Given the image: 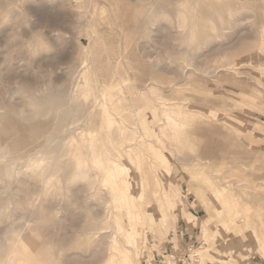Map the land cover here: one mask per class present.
I'll return each mask as SVG.
<instances>
[{
  "label": "rangeland",
  "instance_id": "374dc122",
  "mask_svg": "<svg viewBox=\"0 0 264 264\" xmlns=\"http://www.w3.org/2000/svg\"><path fill=\"white\" fill-rule=\"evenodd\" d=\"M105 1L0 0V148H3L0 154L8 147L5 155L11 163L9 173L5 174L8 160L0 161V244L19 236H25L29 242H45L49 237L57 242L63 238L68 243L73 242L79 237L76 230L81 226L88 227L90 219L100 221V227L104 226L103 223L108 218L111 224L105 226H115L113 223L117 211L107 202L104 195L107 194V189L101 187L98 181L99 188L93 202L91 205L87 202L91 210L96 207L94 211L99 206L103 207L102 216L96 219L87 210L88 207L81 203L88 193H77L79 184L70 177L73 173L71 154L83 148L89 136L94 134V126L100 125V117L97 115L100 106L108 102L110 110L113 109L108 97L103 96L102 90L108 82L119 81L116 83L123 87H120L121 91L115 90V95L117 91L126 95L125 104L128 110L124 112L127 114L122 116L124 112L116 113L113 109L111 113L117 118L116 124L120 126L115 125L110 131L96 133L99 138L97 143L102 147L103 144L114 145V142L120 141V133L125 127L128 131L125 134L129 133L130 138L135 137L125 143V149L129 148L131 142V145L137 147L138 143L147 141L152 150L160 151L165 156L163 164L167 168L162 169L153 157L145 155V165H153L155 170L145 172V168L137 169L135 159L127 157L126 153L122 154L124 159L121 161L128 169V178L133 180V190H137L136 195L143 190L141 180L144 177L146 186L149 185L144 189L145 199L151 198L146 210L149 214L158 215L152 225L144 224L140 242H136L137 247L140 246V252L138 255L133 254V262L165 264L168 257L172 256L171 260L178 264L182 263L183 254L189 252L192 264H252L254 261L264 263V252L260 249L264 244V239L261 238L264 231V3L261 0H228L231 1L232 9L227 7L221 18L211 16L206 0H199L198 4L202 5L200 17L204 12V19H201L210 21V26L208 36L197 39L190 32L189 19L181 12L182 7L178 6L179 2L185 0H160L161 4L159 0H149V3L148 0ZM147 8L150 12L146 11ZM243 15L245 16L242 17ZM58 22L59 25L56 24ZM79 69L81 72L85 70V76ZM178 72L180 75L183 73L184 77ZM129 85L141 88L145 93L143 98L154 100L157 107L162 104L171 107L175 115H178V109L186 108L187 112L182 116L185 115L189 125L184 134H191L174 140L171 137L172 131L166 130L163 141L171 154L164 150V145H158L156 139L150 136L149 121L145 122V115L149 112L143 115L135 110L137 105H142L144 99L139 100L140 104L135 102L133 96L127 92ZM15 87L20 90L19 93ZM88 87L93 89V94L84 93ZM73 91L76 95L74 93L70 96ZM137 94L140 93H135ZM67 100H71L70 103ZM75 100L83 105H78ZM82 100H85V104ZM66 103L69 105L66 106ZM57 104L59 105L56 106ZM71 106L73 110L81 107L80 116L87 119L82 121L84 124L77 122L78 127L72 124ZM83 106H88V109ZM65 115L69 117L66 116L63 121ZM76 128L81 131H76ZM69 141L76 143L71 144ZM30 156L47 161L50 159L48 162L52 160L50 168L42 170V165H30ZM192 158L199 159L192 162L190 160L191 165L184 161ZM54 159L56 160L53 161ZM205 172L210 176L206 177ZM98 175L96 177L100 179L101 176ZM209 177L215 186L221 188L224 185L226 194L221 189L219 192L215 191V187L212 188L206 182ZM247 182L248 184H244ZM44 185L47 186V191L42 192ZM21 196L29 197L26 202L20 203ZM226 198L230 199L228 203L225 202ZM48 203L51 204L50 211L45 209ZM232 204H236L234 209H230L233 208ZM231 212H234L233 220L228 228L230 221L226 218L222 220L221 217H226V213L229 215ZM138 216L141 214L138 213ZM140 221L143 224L145 219L142 217ZM239 225L246 229L241 234H236ZM72 228L75 237L71 233ZM203 228L207 229V234L202 233ZM252 230L261 236L254 235ZM227 241L230 244L226 245ZM96 242L98 240L79 247L75 245L74 251L71 247L65 248L64 252L62 250L57 255L58 259L70 255L77 258L80 254L89 257L97 248ZM109 246L108 242L103 248L106 250ZM195 248H198L199 258L192 255ZM147 253L150 262L147 261ZM175 256L180 258L176 259ZM188 262L191 263L190 260Z\"/></svg>",
  "mask_w": 264,
  "mask_h": 264
},
{
  "label": "bare ground",
  "instance_id": "6f19581e",
  "mask_svg": "<svg viewBox=\"0 0 264 264\" xmlns=\"http://www.w3.org/2000/svg\"><path fill=\"white\" fill-rule=\"evenodd\" d=\"M105 1V0H104ZM120 1V0H119ZM134 1V0H133ZM137 1V0H135ZM141 1V0H140ZM173 1V0H172ZM263 3H264V0H261ZM106 2V1H105ZM157 2V1H156ZM160 2V0L158 1ZM162 2V0H161ZM160 2V4H161ZM206 4L207 6L211 9V16H219L221 18H223L222 16L224 15V12H225V9L228 7V8H231L232 9V6L230 5L231 4V1H228V0H206ZM73 3V2H72ZM133 3V2H132ZM148 3H149V0H148ZM166 3V2H165ZM170 3V2H169ZM168 3V4H169ZM183 5H180L182 4ZM179 2L178 6L179 8L182 7L181 9V12H184L185 13V17H187L189 19V23H188V26L191 27V33H193V35H195V37H197V39H199L198 37H203L204 39V36L207 35L208 36V32H209V22L208 20H203V16H204V12H203V16H201L203 19H201L200 15H201V7L202 5L200 6L198 3H199V0H185L184 2ZM110 4V3H109ZM138 4V3H136ZM143 4V2H142ZM159 4V3H157ZM156 4V5H157ZM163 4V3H162ZM201 4V3H200ZM154 6V4H152ZM263 5V4H262ZM2 6V5H1ZM103 6V5H102ZM158 6V5H157ZM156 6V7H157ZM160 6V5H159ZM172 6V5H171ZM200 6V8H199ZM106 7V6H105ZM152 7V6H151ZM162 7V5H161ZM160 7V8H161ZM164 7V6H163ZM204 8V7H203ZM104 9V8H103ZM112 9V8H110ZM148 9V8H147ZM146 11H149L150 10L148 9ZM162 9V8H161ZM165 9V8H164ZM205 9V8H204ZM203 9V10H204ZM114 10V9H113ZM6 11V10H5ZM100 11V10H99ZM160 11V10H159ZM163 11V10H162ZM201 11V12H200ZM106 12V11H104ZM148 12V13H149ZM165 12V11H164ZM2 13V12H1ZM6 13V12H5ZM45 13V12H44ZM100 14V13H99ZM108 15V14H107ZM161 15V14H159ZM207 15V14H206ZM105 16V15H104ZM103 16V17H104ZM116 15H114L115 17ZM237 16V15H236ZM245 15H243L242 17H244ZM210 18V17H208ZM212 18V17H211ZM247 18V17H246ZM99 19H100V16H99ZM116 19V18H115ZM242 19V18H241ZM211 20V19H209ZM223 21V20H221ZM239 21V20H237ZM102 22V21H100ZM116 22V21H115ZM75 23V22H74ZM94 23V22H93ZM92 23V24H93ZM118 23V21H117ZM213 23V22H211ZM223 23V22H222ZM233 23V22H232ZM240 23V22H239ZM59 25V22L56 23ZM73 24V23H72ZM77 24V23H76ZM95 24V23H94ZM98 24V23H97ZM100 24V23H99ZM227 24V23H226ZM119 24H117V27H118ZM215 27L217 26V24H213ZM236 25V24H235ZM61 26V25H60ZM91 26V25H90ZM93 26V25H92ZM141 26V25H140ZM95 27V26H94ZM93 27V28H94ZM96 28V27H95ZM121 28V26H120ZM146 28V27H145ZM149 28V26H148ZM53 30V29H52ZM91 30V29H90ZM120 30V29H119ZM85 31V30H84ZM93 31V30H92ZM121 31V30H120ZM145 31V30H144ZM223 31V30H222ZM238 31V30H237ZM189 32V33H190ZM94 33V31H93ZM121 33V32H120ZM237 33V32H236ZM235 33V34H236ZM89 34V33H88ZM211 34V33H209ZM176 35V34H175ZM179 35V34H178ZM234 35V34H233ZM232 36V34L230 35V37ZM161 37V36H160ZM184 37V35H183ZM201 37V38H202ZM172 38V35L171 37ZM182 38V36H181ZM234 38V36H233ZM122 38L120 37V40ZM91 40V39H90ZM94 40V39H93ZM172 40V39H171ZM133 41V40H132ZM179 41V40H178ZM104 42V41H103ZM160 42V41H159ZM93 43V42H92ZM121 43V42H120ZM172 43V41H171ZM233 44V43H232ZM106 45V44H105ZM171 45V44H170ZM248 45V44H247ZM246 45V46H247ZM21 46V45H19ZM92 46V45H91ZM168 46V45H167ZM252 45H249L248 47H251ZM252 48V47H251ZM14 49V48H13ZM17 49V47H16ZM141 49V48H140ZM244 50V49H243ZM247 50V48H246ZM251 50V49H250ZM12 51V50H11ZM72 51V50H71ZM121 51V50H120ZM10 52V51H9ZM13 52V51H12ZM18 52V51H17ZM107 52V51H106ZM250 52V51H249ZM28 53V52H27ZM92 53H93V50H92ZM109 53V51H108ZM142 53V52H141ZM8 54V53H7ZM123 54V53H122ZM244 54V52L242 53ZM247 54V52H246ZM252 54V53H251ZM6 55V54H4ZM94 55V54H92ZM126 55V54H125ZM245 55V54H244ZM69 56V55H68ZM71 56V55H70ZM223 56V55H222ZM252 56V55H251ZM91 57V56H90ZM121 57V56H120ZM126 57V56H125ZM209 57V56H208ZM237 57V56H236ZM241 57V56H239ZM246 57V56H245ZM93 58V57H92ZM123 58V57H122ZM141 58V57H140ZM242 58V57H241ZM244 58V57H243ZM249 58V57H248ZM252 58V57H251ZM73 59V57H72ZM81 59V58H80ZM106 59V58H105ZM104 59V60H105ZM109 59H111L109 57ZM208 59V58H207ZM234 59V58H233ZM107 60V59H106ZM244 60V59H243ZM73 61V60H72ZM82 61V60H80ZM86 61V59L84 60ZM89 61V60H88ZM121 61V60H120ZM242 61V59H241ZM252 61V60H251ZM254 61V60H253ZM17 62V61H16ZM95 62V61H94ZM115 62V60L113 61ZM119 62V61H118ZM69 63V62H68ZM73 63V62H72ZM112 63V62H111ZM117 63V62H116ZM132 63V62H131ZM91 64V63H90ZM93 64V62H92ZM99 64V63H98ZM105 64V63H104ZM107 64V63H106ZM118 64V63H117ZM120 64V62H119ZM123 64V63H121ZM128 64V62H127ZM234 64V63H233ZM88 65V64H87ZM100 65V64H99ZM142 65V64H141ZM236 65V64H235ZM250 65V64H248ZM252 65V63H251ZM72 67V65H70ZM79 66H80V63H79ZM127 66V65H126ZM253 66V65H252ZM40 67V66H39ZM74 67V66H73ZM83 67V66H82ZM88 67V66H87ZM107 67V66H106ZM134 67V66H133ZM236 67V66H235ZM234 67V68H235ZM86 68V67H85ZM84 68V69H85ZM119 68V66H118ZM128 68V67H127ZM130 68V67H129ZM83 69V70H84ZM94 69V68H93ZM99 69V68H98ZM125 69V68H123ZM188 69V68H187ZM191 69V68H189ZM232 69V67H231ZM71 70V69H70ZM82 70V69H81ZM89 70V69H88ZM108 70V69H106ZM120 69H118V72H121L119 71ZM174 70V69H173ZM80 71V69H79ZM90 71V70H89ZM100 71V69H99ZM140 71V70H139ZM145 71V69H144ZM143 71V72H144ZM81 72V71H80ZM146 72V71H145ZM232 72V71H231ZM20 73V72H19ZM64 73V72H63ZM78 73V72H77ZM82 74H84L83 76H85V70L83 72H81ZM89 73V72H88ZM127 73V72H126ZM213 73V72H212ZM81 74V75H82ZM93 74V73H92ZM98 74V73H97ZM105 74V73H104ZM115 74H118L119 73H115ZM140 74V73H139ZM147 74V72H146ZM146 74H144L146 76ZM178 74L180 75V73L178 72ZM183 74V73H182ZM182 74L180 76H182ZM117 75V76H118ZM142 75V74H141ZM143 75V76H144ZM187 75V74H186ZM100 76V75H99ZM104 76V75H103ZM93 77V76H92ZM102 77V76H101ZM110 77V76H109ZM119 77H122V76H119ZM151 77V75H150ZM184 76H182L183 78ZM186 77V76H185ZM188 77V76H187ZM186 77V78H187ZM208 77V76H207ZM213 77V76H212ZM85 78V77H84ZM115 78V77H114ZM123 78V77H122ZM152 78V77H151ZM215 78V77H214ZM35 79H36V75H35ZM150 79V78H149ZM185 79V78H184ZM202 79V78H201ZM205 79V78H204ZM3 80V79H2ZM115 80V79H114ZM119 80V79H118ZM132 80V79H131ZM130 80V81H131ZM135 80V79H134ZM133 80V81H134ZM104 81V80H103ZM107 81V80H106ZM125 82V80H123ZM173 81V80H172ZM183 81V80H182ZM181 81V82H182ZM18 82V81H17ZM78 82V81H77ZM114 82V81H113ZM107 83V86L105 89L102 90L103 92V96H107L108 97V100H109V104H111V107L114 109V111L116 113H122L124 111H127V105L125 103H127V98H126V95L125 94H120L118 91H121V87L119 83H116V82H119V81H115V83ZM150 82V81H149ZM95 83V82H94ZM174 83V82H173ZM172 83V84H173ZM91 84V83H90ZM145 84V82H144ZM154 84V83H153ZM158 84V83H156ZM171 84V85H172ZM175 84V83H174ZM24 85V84H23ZM22 85V86H23ZM95 85V84H94ZM106 85V84H105ZM147 85V84H146ZM158 85H161V84H158ZM92 86V85H91ZM176 86V84L174 85ZM21 87V86H20ZM26 87V86H25ZM77 87V85L75 86ZM121 87V88H120ZM153 87V86H152ZM164 87V85H163ZM7 88V87H6ZM19 89V87H17ZM28 88V87H27ZM97 88V86H96ZM225 88V87H224ZM16 89V87H15ZM160 89V88H159ZM164 90V88H162ZM11 90V89H10ZM74 90V89H73ZM115 90H118L117 91V95H115ZM144 90V89H143ZM146 90V89H145ZM149 90V88H148ZM2 91V90H1ZM14 91V90H13ZM16 91H18L16 89ZM3 92V91H2ZM20 90L17 92L19 93ZM63 92V90H62ZM127 92L130 93L131 96H133V100L138 104H140V99L143 98V96L145 95L144 92H142L141 88H137V86H134V85H129L127 87ZM16 93V92H15ZM76 95V92L73 91V93L70 94V96L72 94ZM84 93L87 94V95H90V94H93V89L91 87H88L84 90ZM124 93V91H123ZM135 93H140V94H137L135 95ZM168 93V92H167ZM64 94V92H63ZM234 94V93H233ZM69 95V94H68ZM67 95V96H68ZM77 95L79 96V93H77ZM125 95V96H124ZM135 95V96H134ZM63 96V95H62ZM69 96V97H70ZM57 97V96H56ZM77 97V96H75ZM84 97V96H83ZM35 98V97H34ZM62 98V97H61ZM65 98V97H64ZM97 98V97H96ZM102 98V97H101ZM129 98V97H128ZM50 99H53L55 100V98H50ZM57 99V98H56ZM70 99V98H69ZM78 99V98H77ZM82 99V98H81ZM144 99V98H143ZM207 99V98H206ZM49 100V99H48ZM58 100V99H57ZM66 101V98L64 99ZM63 100V101H64ZM79 100V99H78ZM77 100V101H78ZM51 101V100H50ZM49 101V102H50ZM62 101V102H63ZM69 103L70 101L67 100ZM72 101H73V98H72ZM76 101V100H75ZM76 101V102H77ZM83 103L85 100H82ZM130 101V100H129ZM154 101V100H153ZM152 100L150 99H144L142 105H137L138 108L136 107V113L138 114H143L146 113V112H149L147 113L148 115H145V122L149 121V126H150V129H151V132H150V136H153L156 141L159 143L158 145H164L163 148L166 147V144L164 143V139L165 136H166V130L168 131H172V138L174 140H177V139H181L183 136H188L190 135L189 133L187 134H184V130L186 129V127L189 125L188 124V121H186V118H185V115L182 116L183 114H185L187 112L186 108L184 109H178V115H175L173 114V111H171V107H166L165 104L163 105H160L157 107V104L155 102H153ZM159 101V100H158ZM218 101V100H217ZM74 102V101H73ZM72 102V103H73ZM89 101H87L88 103ZM167 102V101H166ZM223 102V101H221ZM225 102V101H224ZM223 102V103H224ZM20 103V102H19ZM34 103V102H33ZM71 103V104H72ZM78 103H81V102H77ZM86 103V104H87ZM159 103L161 104V101H159ZM200 103V102H199ZM227 103V102H225ZM37 104V102H36ZM53 104V103H52ZM85 104V103H84ZM90 104V103H89ZM88 104V105H89ZM22 105V104H21ZM35 105V103H34ZM38 105V104H37ZM51 107H53L54 109V106L55 103L53 105L49 104ZM59 104H57L56 106H58ZM66 106L67 103L65 104ZM74 106V104H72ZM76 105V104H75ZM80 106H82L83 104H78ZM77 105V107H78ZM93 105V104H92ZM159 105V104H158ZM205 105V104H204ZM232 105V104H231ZM230 105V106H231ZM255 105V104H254ZM64 106V104H63ZM64 106V109H66ZM91 106V105H90ZM100 106V105H99ZM83 107H86V106H83ZM184 107V106H183ZM37 108V107H36ZM60 108V107H59ZM72 106L70 107V110H71ZM91 108L93 109V107L91 106ZM176 108V107H174ZM223 108V107H222ZM52 109V110H53ZM61 111H62V108H60ZM86 109H88V106L86 107ZM111 108L108 107V102L105 104L103 103V105L100 106L99 108V112L97 113V115H99L100 117V125H95L94 126V129L92 130V133H94L93 135H90L89 136V139L87 140V144L77 150L76 152H73L71 154V160H72V169H73V173L71 174V177L70 179L79 184V187L77 188L78 191H76L77 193H88V196H86L85 194V197L82 199L81 203L82 204H85L86 207H88V211L91 212L93 214V216L97 219V217L99 216H102L101 214V211L103 209L102 206H99V209L96 211H94L93 209L96 208V207H92V210L91 208H89V206L91 205V202H93V199L95 198V195L97 193V189L99 188L97 186V184H101V187H105L107 189V194H104L106 197H107V202L111 203L113 205V207L116 209V215H115V221H114V227L113 228H107L109 226H105V225H108L109 222L111 221H108V218H107V221L103 223V225L105 226H100L99 227V222L98 220H91L87 223L88 224V227H85V226H79L80 229L76 230L78 231V234H79V237L77 239H74L73 242H66V240L63 238L61 239L60 241H55L53 240V238L49 237L47 241L45 242H29L25 236H19V237H16V238H11L10 242L8 241H5V242H2L0 244V264H132L134 263L133 262V254L134 255H138L139 252H140V246L137 247L136 245V242H138L139 244V239H140V236H141V232L142 230H144V224L148 225H152L151 223H153L155 220V217L158 216L157 213L155 214H149L146 210L147 208V205L149 203L148 200H150L151 198H147L148 200L145 199V188L148 186H146V179L143 178L142 183H141V187L143 188V190L141 189V192L139 194L136 195L137 193V190L134 191L133 190V180L128 178L129 174H128V169L127 167L124 165V163L121 161V159H124L122 158V154L123 153H126L127 154V157L131 158V159H135V161L137 162L138 164V167L137 169H141L143 170L145 168V172H148L149 170L151 171V169L153 170V165L152 166H147L145 165V155H148V156H151L154 158L155 162L158 163L162 169L164 170H167V168H165L164 166V162H165V156L163 154H161L160 151H156V150H152V147H151V144L149 142H141V144L138 143L137 147L131 145L128 146L129 148L125 149V143L130 140L132 138H135V137H132L130 138V135L129 133H126L125 132H128L126 131L124 128H123V131L120 133V141L118 142H114V145L113 144H103V147L102 145L98 144L97 143V139L98 138V134L96 135V133H100L101 131H110L115 125H117V118H115L111 112H113L112 110H110ZM134 109V108H133ZM224 109V108H223ZM67 110V109H66ZM130 110V109H129ZM175 110V109H174ZM46 111V110H45ZM131 111V110H130ZM133 111V110H132ZM176 111V110H175ZM68 112V111H67ZM66 112V113H67ZM73 116H72V124H74L75 126L78 125L77 122H82V121H87V119H85L86 117H81L80 116V112H81V107L78 109L75 107V110H73L72 108V111H71ZM84 112V111H83ZM88 112V111H86ZM85 112V113H86ZM114 112V114L116 115V113ZM135 112V111H134ZM177 112V111H176ZM65 114V113H63ZM92 114V113H91ZM89 113V115H91ZM125 114H127L126 112L122 113V116H126ZM67 115H65V117L63 116V121H64V118H66ZM71 116V115H70ZM229 116V115H228ZM69 117V116H67ZM119 117V116H118ZM234 117V116H233ZM96 118V117H94ZM223 118V117H222ZM61 119V120H62ZM122 119V117H121ZM221 119V118H220ZM99 120V119H98ZM164 121V122H162ZM66 122V121H65ZM64 122V124H65ZM75 122L77 124H75ZM94 122V120H93ZM221 122V121H220ZM3 123V122H2ZM67 123V122H66ZM83 123V122H82ZM63 124V125H64ZM71 124V123H70ZM71 124V125H72ZM84 124V123H83ZM119 124V122H118ZM125 124V123H123ZM73 125V126H74ZM86 125V124H85ZM88 125V124H87ZM92 125V124H91ZM90 125V126H91ZM2 126V125H1ZM117 126H120V125H117ZM127 126V125H126ZM131 126V125H130ZM138 126V124L136 125ZM135 126V127H136ZM65 127V126H64ZM71 126H69L70 128ZM78 127V126H77ZM66 128L68 129L67 127V124H66ZM75 128V127H74ZM87 128V127H86ZM91 128V127H90ZM121 128V127H120ZM118 128V129H120ZM204 128V127H203ZM208 128V127H207ZM211 128V127H210ZM209 128V129H210ZM66 129V130H67ZM78 128H76V131H77ZM89 129V127H88ZM117 129V128H115ZM117 129V130H118ZM128 129V128H127ZM138 129V128H137ZM178 129V131H177ZM75 130V129H74ZM87 130V129H85ZM132 130H133V127H132ZM139 130V129H138ZM137 130V131H138ZM187 130V129H186ZM196 130V129H195ZM79 131V129H78ZM81 131V129H80ZM79 131V132H80ZM98 131V132H97ZM103 131V132H104ZM135 131V130H134ZM238 131L237 130V134H238ZM70 132V131H68ZM83 132V131H82ZM81 132V133H82ZM132 132V131H131ZM136 132V131H135ZM192 132V131H190ZM64 133V132H62ZM50 134V133H49ZM71 134V133H70ZM79 134V133H77ZM117 134V133H116ZM131 134V133H130ZM133 134V133H132ZM136 134V133H135ZM73 135V134H71ZM82 135V134H81ZM138 135V134H137ZM204 135V134H203ZM236 135V134H235ZM111 139V135H108ZM133 136V135H131ZM141 136V135H140ZM70 137V136H69ZM72 137V136H71ZM81 137V136H80ZM118 137V135H117ZM145 137V136H144ZM238 137V136H237ZM73 138V137H72ZM76 138V137H74ZM79 138V137H78ZM150 138V137H149ZM152 138V137H151ZM190 138V136H189ZM239 138V137H238ZM58 139V138H57ZM141 139H143L144 141V138L141 137ZM73 140V139H72ZM78 140V139H77ZM164 140V141H163ZM224 140V139H223ZM232 140V139H231ZM8 141V140H7ZM6 141V142H7ZM65 141V140H64ZM70 141H71V138H70ZM69 141V142H70ZM75 141V140H74ZM72 141V143H76ZM111 141V140H110ZM117 141V140H116ZM124 141V142H122ZM155 141V142H156ZM246 141V140H245ZM121 142V143H120ZM136 142V141H135ZM134 142V143H135ZM156 142V143H157ZM71 143V142H70ZM71 143V144H72ZM169 143V142H167ZM232 142H230L231 144ZM128 144V143H127ZM133 144V143H132ZM1 145V144H0ZM232 145V144H231ZM230 145V146H231ZM157 146V145H156ZM186 146V144H185ZM235 146V145H234ZM2 147V146H0ZM43 147V146H42ZM41 147V148H42ZM58 147V146H57ZM66 147V146H65ZM56 148V147H55ZM69 148V147H68ZM73 147H71L72 149ZM162 148V147H161ZM233 148V146H232ZM3 149V148H0V150ZM11 149V148H10ZM48 149V148H47ZM54 149V148H53ZM58 149V148H56ZM55 149V150H56ZM70 149V151H71ZM192 149V148H191ZM9 150L8 147H5V149L3 150V154H0V161H3L6 159V156L5 153L6 151ZM51 150V149H50ZM68 150V149H67ZM164 150H168L167 148H165ZM193 150V149H192ZM192 150L190 152H192ZM2 151V150H1ZM0 151V152H1ZM187 151V149L185 150ZM36 152V151H35ZM62 152V150H61ZM168 152L170 153V151L168 150ZM173 152V151H171ZM189 152V151H188ZM2 153V152H1ZM45 154V153H44ZM171 154V153H170ZM34 155V153L32 154ZM56 155V154H55ZM134 155V156H133ZM196 155V154H195ZM39 156V155H38ZM37 156V157H38ZM58 156V155H57ZM181 156V155H180ZM197 156V155H196ZM8 157V156H7ZM33 156H30V165H34L38 167V165H42V170H46L47 168H50V164L52 163V160L51 162H48L50 159L47 160H44V159H40V158H32ZM53 157V156H52ZM75 157V158H74ZM182 157V156H181ZM200 158V157H199ZM198 158V159H199ZM3 159V160H2ZM34 159V160H33ZM57 159V158H56ZM56 159H54L53 161H55ZM67 161H68V157L65 158ZM182 160V158H180ZM198 159L196 160V158H192V159H189V160H184L185 162H188L190 163V160L191 162L196 160L198 161ZM206 158H204L205 160ZM8 160V159H6ZM10 160V159H9ZM7 161L6 163V170H4V173L5 174H8L9 173V165L11 163H9L10 161ZM203 160V161H204ZM183 161V160H182ZM195 161V163H196ZM208 161V160H207ZM147 162V161H146ZM201 162V161H200ZM209 162V161H208ZM211 162V161H210ZM43 163V164H42ZM54 163V162H53ZM59 163H63V162H60ZM126 163V162H125ZM155 163V165H156ZM187 163V164H188ZM214 163V162H213ZM242 164V163H241ZM241 164H239L238 166H240ZM264 164V163H263ZM63 165V164H62ZM191 165V163H190ZM190 165H187L190 167ZM221 165V164H220ZM236 165V164H235ZM258 165V164H256ZM56 166V165H55ZM186 166V165H185ZM244 166V165H243ZM255 166V165H254ZM260 166H262L260 164ZM59 168V166H56ZM55 167V168H56ZM132 167V166H131ZM188 167V168H189ZM212 167V166H211ZM232 167V166H231ZM242 167V166H240ZM252 168H253V165H252ZM61 169V168H60ZM248 169V168H247ZM255 169V168H254ZM245 170V169H244ZM249 170V169H248ZM247 170V171H248ZM55 171V169H54ZM53 171V172H54ZM133 171V169H132ZM155 171V170H153ZM168 171H170L168 169ZM167 171V172H168ZM221 171V170H220ZM227 171V170H226ZM225 171V172H226ZM96 172V173H94ZM217 172V171H214V173ZM234 172V171H233ZM246 172V170H245ZM264 172V171H263ZM134 173V172H133ZM142 173V172H141ZM139 173V174H141ZM169 173V172H168ZM171 173V172H170ZM203 172H201L200 174H202ZM207 173V172H205ZM213 173V174H214ZM100 175L101 178L98 179V177H96V175ZM155 174V173H154ZM223 174V172H222ZM222 174H220V176H223ZM245 174V173H244ZM95 175V176H94ZM98 175V176H99ZM204 176V174H202ZM207 175H209L208 173L206 174V177H208ZM3 176V175H2ZM6 176V175H4ZM134 176V175H133ZM147 176V175H146ZM210 176V175H209ZM214 176V175H213ZM219 176V175H218ZM217 176V177H218ZM225 176V175H224ZM202 177V176H201ZM225 177H229V176H225ZM220 178V177H219ZM233 178V177H232ZM231 178V180H232ZM236 177H234L235 179ZM134 179V178H133ZM202 179V178H201ZM200 180V178H199ZM203 180V179H202ZM2 181V180H1ZM99 181V182H98ZM217 181V180H216ZM220 181V179H219ZM222 181V180H221ZM235 181V180H234ZM98 182V183H97ZM206 182L213 188L215 191H218L219 192V189L222 190L223 193L226 194L227 190H225V186L221 185L222 187H217V185L215 186L213 180L210 179V177L206 180ZM205 182V183H206ZM218 182V181H217ZM229 182V180L227 181ZM227 182L225 183V181H223V183L227 184ZM246 182V181H245ZM251 182V181H250ZM260 181H258V183H260ZM149 183V182H148ZM243 183V182H242ZM263 183V182H262ZM230 185V183H228ZM237 184H238V179H237ZM240 184V183H239ZM244 184H248L247 183H244ZM143 185V186H142ZM236 185V184H235ZM77 186V185H76ZM146 186V187H145ZM203 187L207 186V185H202ZM251 186V185H249ZM257 186V185H256ZM238 187V186H237ZM243 187V186H242ZM247 187V186H246ZM146 188V189H147ZM231 188V187H230ZM249 188V187H248ZM31 191V190H29ZM44 191H47V186L44 185V188L42 189V192ZM101 191V190H100ZM232 191V190H231ZM230 191V192H231ZM22 192V191H20ZM34 192H35V188H34ZM136 192V193H135ZM19 195V193H17ZM238 194V193H237ZM236 194V195H237ZM240 194V193H239ZM16 195V194H15ZM17 195V196H18ZM79 195V194H78ZM235 195V196H236ZM69 196V195H68ZM229 196V195H228ZM27 197L29 196H21L22 200L20 201V203L22 202H26L27 201ZM40 196H38L39 198ZM78 198H80V196H77ZM227 197V195H226ZM19 198V197H18ZM32 198V197H31ZM72 198V196H71ZM105 198V197H104ZM229 198V197H228ZM226 198L225 202L228 203V201L230 199ZM237 198V196H236ZM240 199H242L241 197H239ZM16 199V197H15ZM20 199V198H19ZM35 199V198H34ZM239 199V201H240ZM259 199V198H258ZM262 199V197L260 198ZM38 200V199H36ZM264 200V199H263ZM15 201V200H14ZM30 201V200H29ZM73 201V200H72ZM79 201V200H78ZM77 201V202H78ZM19 202V201H18ZM37 202V201H36ZM87 202H90V205L87 204ZM142 202V203H141ZM239 203V202H238ZM33 204V202H32ZM31 205V207L33 208V205ZM236 204H237V201H236ZM236 204H232V207L233 208H230V209H234L236 207ZM260 204V203H259ZM80 205V204H79ZM143 205V206H142ZM9 206V205H8ZM60 206V205H59ZM110 205H108L109 207ZM264 206V205H263ZM30 207V208H31ZM45 209H48L49 211L51 210V204L48 203L46 206ZM107 207V206H105ZM111 207V206H110ZM142 207L144 210H142ZM102 208V209H101ZM61 209V208H60ZM107 209V208H106ZM104 210V209H103ZM107 211V210H106ZM115 211V210H114ZM236 211V210H235ZM234 211V212H235ZM34 212V211H33ZM234 212H231L229 213V215H227L226 213V217H221L222 220H224L226 218L227 221H230V225H227V227H231V222L233 220V217L232 215L234 214ZM261 212V211H260ZM113 213V212H112ZM138 213L141 214V216L143 217V219H145V221L142 222L140 221V219L142 218L141 216H138ZM58 214V212H57ZM112 215V214H111ZM258 215V214H257ZM39 216V215H38ZM261 216V215H260ZM264 216V215H262ZM40 217V216H39ZM252 217V216H251ZM112 218V217H111ZM247 218L249 219V217L247 216ZM120 220V222H119ZM121 220H125L126 222L124 221H121ZM3 221V220H2ZM31 221V220H30ZM29 221V222H30ZM84 221V220H83ZM252 222V221H251ZM82 223V222H81ZM67 224V223H66ZM80 224V223H79ZM101 224V223H100ZM111 224V223H110ZM109 224V225H110ZM81 225V224H80ZM214 225V224H213ZM223 227V225H221ZM44 227V226H43ZM69 227V226H68ZM75 227V226H74ZM77 227V226H76ZM216 227V226H215ZM57 228V227H56ZM62 228V227H61ZM66 228V227H65ZM73 229V228H72ZM214 228H212L213 230ZM246 229V227L244 226V229L239 225L237 228H236V234H241L244 230ZM2 230V229H0ZM69 230V229H67ZM75 231V232H76ZM202 233L203 234H207L206 231L207 229L204 230V228L202 229ZM221 231H224L221 229ZM253 234L254 235H257L258 237L261 236V234H256L254 233V230H252ZM56 232V231H55ZM74 232V229L73 231L71 232L73 235L75 233ZM218 232V231H217ZM216 232V233H217ZM259 232V231H258ZM1 233V232H0ZM68 233V232H67ZM71 234V235H72ZM2 235H3V232H2ZM246 235V234H243V236ZM27 236V235H26ZM30 236H32L30 234ZM60 236V235H59ZM58 236V237H59ZM63 236V235H62ZM247 236V235H246ZM33 237V236H32ZM31 237V238H32ZM68 237V236H67ZM75 237V235H74ZM73 237V238H74ZM34 238V237H33ZM72 238V239H73ZM149 238V237H148ZM262 239H264V231H263V235L261 237ZM233 239V238H232ZM35 240V238H34ZM94 240H98V243L96 242L97 244V248L96 250L92 251L91 254L89 255V257H86L85 255L81 256L78 255L77 258H75V256H67V257H64L63 259L59 260L58 259V254H61L62 252H64L65 248H72V250L76 247H73V246H77L79 247V245H87V244H90V242L94 241ZM109 242L110 246L108 249H104L103 246L105 244H107ZM225 241H223V245H224ZM95 244V242H94ZM152 244V243H150ZM227 244H230L229 241H227L226 245ZM153 245V244H152ZM206 245V244H205ZM210 245V244H209ZM220 245V244H219ZM91 246H93L91 244ZM95 246V245H94ZM83 247V246H82ZM81 247V248H82ZM88 247V246H87ZM86 249L88 250L89 248ZM108 247V246H107ZM70 248V249H71ZM84 248V247H83ZM156 248V247H155ZM223 248V247H222ZM84 249V250H86ZM91 249V247H90ZM260 249L263 250L264 252V244L262 247H260ZM63 250V251H62ZM69 250V249H68ZM78 250V249H77ZM83 250V249H82ZM86 250V251H87ZM62 251V252H61ZM67 251V250H66ZM74 251V250H73ZM80 251V250H79ZM193 256L196 257V258H199L198 256V248H195L193 250ZM76 252V251H75ZM70 253V252H69ZM72 253V252H71ZM85 253V252H84ZM90 253V252H89ZM88 253V254H89ZM87 254V255H88ZM66 255V254H64ZM149 253H147V261H149V257H148ZM154 257V256H153ZM168 257V256H166ZM176 259L177 258H180L179 256H175ZM75 258V259H74ZM173 257L170 256L168 257V259L165 261V264H176V261H172ZM154 259V258H153ZM135 260V259H134ZM146 260V259H145ZM181 260V259H180ZM151 261V259H150ZM149 261V262H150ZM139 262V261H138ZM137 263V262H136ZM135 264V263H134ZM149 264V263H148ZM178 264H181V262H179Z\"/></svg>",
  "mask_w": 264,
  "mask_h": 264
},
{
  "label": "built area",
  "instance_id": "2783aa9c",
  "mask_svg": "<svg viewBox=\"0 0 264 264\" xmlns=\"http://www.w3.org/2000/svg\"><path fill=\"white\" fill-rule=\"evenodd\" d=\"M181 256V255H180ZM179 256V257H180ZM183 258L184 259H182V263L181 264H192V262H191V258H190V253L188 252V253H184L183 254ZM190 260V262L191 263H189L188 261Z\"/></svg>",
  "mask_w": 264,
  "mask_h": 264
},
{
  "label": "crops",
  "instance_id": "0c3cea01",
  "mask_svg": "<svg viewBox=\"0 0 264 264\" xmlns=\"http://www.w3.org/2000/svg\"><path fill=\"white\" fill-rule=\"evenodd\" d=\"M186 246V245H185ZM255 258V257H254ZM252 264H264L262 261H254Z\"/></svg>",
  "mask_w": 264,
  "mask_h": 264
}]
</instances>
